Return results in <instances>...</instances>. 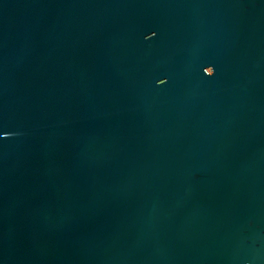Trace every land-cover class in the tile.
Returning <instances> with one entry per match:
<instances>
[{
  "label": "water",
  "instance_id": "1",
  "mask_svg": "<svg viewBox=\"0 0 264 264\" xmlns=\"http://www.w3.org/2000/svg\"><path fill=\"white\" fill-rule=\"evenodd\" d=\"M0 264H264V0H0Z\"/></svg>",
  "mask_w": 264,
  "mask_h": 264
},
{
  "label": "snow or ice",
  "instance_id": "2",
  "mask_svg": "<svg viewBox=\"0 0 264 264\" xmlns=\"http://www.w3.org/2000/svg\"><path fill=\"white\" fill-rule=\"evenodd\" d=\"M5 135H7L6 133H2V132H0V137H3V136H5Z\"/></svg>",
  "mask_w": 264,
  "mask_h": 264
}]
</instances>
